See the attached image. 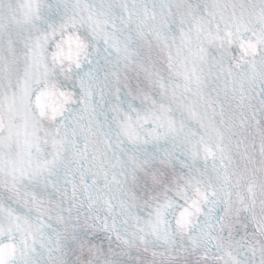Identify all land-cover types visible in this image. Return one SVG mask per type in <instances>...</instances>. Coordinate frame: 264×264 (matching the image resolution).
Wrapping results in <instances>:
<instances>
[{
	"label": "snow or ice",
	"instance_id": "6c2138e0",
	"mask_svg": "<svg viewBox=\"0 0 264 264\" xmlns=\"http://www.w3.org/2000/svg\"><path fill=\"white\" fill-rule=\"evenodd\" d=\"M0 264H264V0H0Z\"/></svg>",
	"mask_w": 264,
	"mask_h": 264
}]
</instances>
